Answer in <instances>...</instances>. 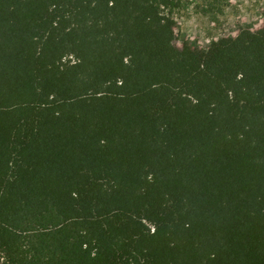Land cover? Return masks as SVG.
Instances as JSON below:
<instances>
[{"label": "trees", "instance_id": "16d2710c", "mask_svg": "<svg viewBox=\"0 0 264 264\" xmlns=\"http://www.w3.org/2000/svg\"><path fill=\"white\" fill-rule=\"evenodd\" d=\"M173 7L0 0V264H264V29Z\"/></svg>", "mask_w": 264, "mask_h": 264}, {"label": "rangeland", "instance_id": "374dc122", "mask_svg": "<svg viewBox=\"0 0 264 264\" xmlns=\"http://www.w3.org/2000/svg\"><path fill=\"white\" fill-rule=\"evenodd\" d=\"M176 43L206 48L243 29H264V0H173Z\"/></svg>", "mask_w": 264, "mask_h": 264}]
</instances>
